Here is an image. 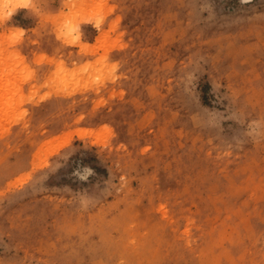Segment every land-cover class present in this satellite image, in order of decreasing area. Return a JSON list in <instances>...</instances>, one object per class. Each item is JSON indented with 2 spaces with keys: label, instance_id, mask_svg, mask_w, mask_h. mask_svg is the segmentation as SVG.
Returning a JSON list of instances; mask_svg holds the SVG:
<instances>
[{
  "label": "rangeland",
  "instance_id": "obj_1",
  "mask_svg": "<svg viewBox=\"0 0 264 264\" xmlns=\"http://www.w3.org/2000/svg\"><path fill=\"white\" fill-rule=\"evenodd\" d=\"M0 264H264V0H0Z\"/></svg>",
  "mask_w": 264,
  "mask_h": 264
},
{
  "label": "bare ground",
  "instance_id": "obj_2",
  "mask_svg": "<svg viewBox=\"0 0 264 264\" xmlns=\"http://www.w3.org/2000/svg\"><path fill=\"white\" fill-rule=\"evenodd\" d=\"M245 2H247V1H250V0H244ZM68 141V140H67Z\"/></svg>",
  "mask_w": 264,
  "mask_h": 264
}]
</instances>
